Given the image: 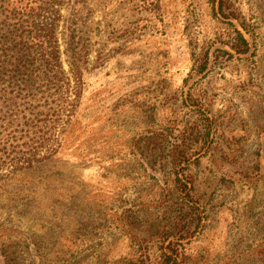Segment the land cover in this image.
I'll list each match as a JSON object with an SVG mask.
<instances>
[{"label":"rangeland","instance_id":"rangeland-1","mask_svg":"<svg viewBox=\"0 0 264 264\" xmlns=\"http://www.w3.org/2000/svg\"><path fill=\"white\" fill-rule=\"evenodd\" d=\"M221 2L58 0L20 27L2 0L0 89L27 49L61 65L36 66L0 127V264H159L168 247L264 264V0Z\"/></svg>","mask_w":264,"mask_h":264},{"label":"trees","instance_id":"trees-1","mask_svg":"<svg viewBox=\"0 0 264 264\" xmlns=\"http://www.w3.org/2000/svg\"><path fill=\"white\" fill-rule=\"evenodd\" d=\"M58 0H7L8 7H11L7 12H9L11 15L14 13V9H21L20 12H18V17L20 19L19 24L21 26H25L26 24H33L31 21V17H34L36 19L37 16H40L43 14L45 9L49 7V5H52L53 2H57ZM221 7L220 11L221 14L224 17H227V13L223 11V0H221ZM0 0V7H1ZM145 8L150 11H158L160 9V0H142ZM20 13V14H19ZM216 13V11H215ZM233 16H235L234 13H232ZM32 30H28V34H30V41L34 44L35 41L41 42L44 40L45 36H48V32L42 33L41 28L33 27ZM49 30V27H45L44 30ZM51 30V29H50ZM235 38L237 39L239 43V49L237 52L244 53L247 51L248 41L245 37V33L240 29H235ZM23 32V31H22ZM42 34L44 35V38L42 39ZM21 42L24 37L21 35ZM19 41V42H20ZM7 48L12 46L14 48L17 46L18 42H10ZM37 42V43H39ZM22 46H28L25 42H23ZM56 52V51H55ZM57 53V52H56ZM60 55H52L51 57H45L43 54L40 55V57H37V52H34L33 50L27 49L26 52H23L22 55H18L16 57L17 63H16V70L18 73L21 74V81L19 80V76L17 77L16 82H9L7 83L8 86H11V88H4L0 89V127H4L5 130L9 126H12L16 124L19 121V114L16 109L17 100L22 95V90L19 89L22 84L24 85V88H29V90L34 88V84L36 83V79L38 77H43L45 79L48 76V72H40L35 73L33 70L36 68L37 65H44L46 67H50V69H54V67H58L61 65L60 63ZM60 73H63V70L61 69ZM4 75V74H3ZM7 76H10L7 75ZM14 76V75H13ZM25 77V78H24ZM0 79L2 77L0 76ZM42 79V78H41ZM18 90L20 91V95L18 93ZM36 93H31V95H28L30 101H36L37 99ZM4 130V129H3ZM4 135V131L0 128V140L2 139V136ZM44 156L40 159H37L38 161L43 160ZM173 162L177 164H181V160H179V157L177 154L174 155ZM180 172H176V181L178 184V188L181 191L185 197L189 198L190 191L192 189L191 185L187 181H183V179L180 177ZM177 243L180 244V240H177ZM179 249L178 247H168L164 248L161 251L160 255V263L159 264H180L179 263ZM145 263V262H144ZM150 264V263H148Z\"/></svg>","mask_w":264,"mask_h":264}]
</instances>
